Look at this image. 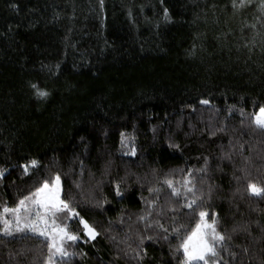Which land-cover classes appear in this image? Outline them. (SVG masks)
Here are the masks:
<instances>
[{"label": "trees", "instance_id": "16d2710c", "mask_svg": "<svg viewBox=\"0 0 264 264\" xmlns=\"http://www.w3.org/2000/svg\"><path fill=\"white\" fill-rule=\"evenodd\" d=\"M235 4L0 0V210L60 175L80 239L53 264H182L201 210L231 237L221 264H264V198L249 191L264 187V8ZM48 256L44 237L0 233V264Z\"/></svg>", "mask_w": 264, "mask_h": 264}, {"label": "snow or ice", "instance_id": "6c2138e0", "mask_svg": "<svg viewBox=\"0 0 264 264\" xmlns=\"http://www.w3.org/2000/svg\"><path fill=\"white\" fill-rule=\"evenodd\" d=\"M102 2V0H101ZM251 3V0H247ZM245 0H240L241 6H243ZM233 6L235 7V0H233ZM261 7L264 8V0H261ZM165 19H169L167 9H165ZM36 88V85H32ZM37 94L40 97H46L48 93L43 90H37ZM203 104H208V100L201 101ZM252 123L259 129L264 130V106H260L258 111L252 116ZM122 136V143L124 142V134ZM135 147L130 150L131 155H135ZM36 160H31L29 164L23 166L24 173L27 175L29 167H35L37 165ZM3 172L0 171V176ZM164 184L171 189V194L179 197L181 192L174 186L173 181L166 179ZM185 193L187 196L191 194L192 199L187 200L182 206L188 209H193L197 205L195 185L192 180L185 178L184 180ZM149 192H158L160 189L149 188ZM249 191L251 194L264 198V187L257 186L255 184H249ZM62 186L61 177L56 174L53 181L44 180L40 187L35 191L24 196L18 201L15 207L4 206L0 210V233L4 235H13V233H32L44 237L48 241L49 256L46 260V264H53L54 257L67 258L69 253L65 247V241H77L80 237L68 230L67 223L64 220H71L75 217H79L80 214L74 208L70 201L61 197ZM116 195L120 196V186L116 185ZM152 203H155L153 201ZM11 215L12 219H8ZM208 213L206 211H199V219L195 226L190 231L186 232L181 239L179 249L182 250L183 261L182 264H221L222 256L221 252L226 237L221 231L218 230V219L213 215L211 222L208 219ZM145 219V217H141ZM79 223L83 226V231L86 237L89 239H95L97 236L96 229L91 226L83 217H80ZM14 225V227H13ZM163 228V225H159ZM180 228L174 231L179 234ZM167 232V229H164ZM167 239V236L164 237ZM151 239V237H149Z\"/></svg>", "mask_w": 264, "mask_h": 264}, {"label": "rangeland", "instance_id": "374dc122", "mask_svg": "<svg viewBox=\"0 0 264 264\" xmlns=\"http://www.w3.org/2000/svg\"><path fill=\"white\" fill-rule=\"evenodd\" d=\"M30 162V161H29ZM29 162H27V163H22V166H24L25 164H29ZM54 180V179H53ZM52 180V181H53ZM209 219V218H208ZM209 222H211L210 220H209Z\"/></svg>", "mask_w": 264, "mask_h": 264}]
</instances>
